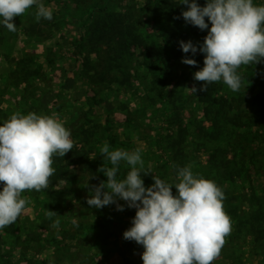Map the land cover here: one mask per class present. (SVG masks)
Instances as JSON below:
<instances>
[{
    "label": "rangeland",
    "instance_id": "obj_1",
    "mask_svg": "<svg viewBox=\"0 0 264 264\" xmlns=\"http://www.w3.org/2000/svg\"><path fill=\"white\" fill-rule=\"evenodd\" d=\"M39 2L52 9L51 20L37 22L34 5L14 18L15 32L0 23V125L15 113L54 116L71 131L74 147L70 152H80L83 160L72 164L70 179L63 180L59 172L68 169L69 161L61 162L59 155L54 156L56 171L49 187L22 193L30 203L15 223L0 230V264H144L143 245L123 236L137 209L128 207L124 200L117 201L124 205L123 211L117 209V203L100 209L87 204L89 189L107 177L103 172L93 177L86 160L98 170L104 163L100 148L105 143L110 150L142 149L145 170L152 172L141 173L146 188L154 183L153 175L167 183L178 182V169L189 165L198 178L222 184L223 208L232 227L212 264H264V219L259 221L260 213H255L260 210L259 203L264 204V160L257 163L261 175L254 181L236 177L238 180L231 183L217 171L221 162L215 161L213 154L220 156V151H214L218 144L197 138L201 136L198 129L210 126V122L200 103L204 82L192 79L190 71L204 67L206 53L199 49L211 27L187 38L199 56L190 50L153 70L142 52L151 41L150 35L161 32L163 24L149 0ZM253 3L264 5V0ZM108 5L107 22L124 20L130 30L126 52H116L108 43L96 50L85 42L88 31L81 19L94 7ZM185 57L197 63L187 65L182 62ZM194 66L199 69L193 70ZM237 71L242 88L246 73L242 66ZM213 84L222 88L219 95L231 90L223 80ZM169 98L175 102L172 112H166ZM246 128L236 129L244 135ZM253 130L258 129L253 126ZM229 133H236L235 128ZM257 142L264 141L258 138ZM107 166L111 167L110 162ZM119 167L118 178L123 179L131 166L121 162ZM3 187L0 182V191ZM172 191L178 194L175 186ZM228 201L236 207V215L229 211L230 204L227 208ZM49 210L57 212L51 219L46 215ZM239 216L254 226L243 227ZM57 219L60 223L54 228Z\"/></svg>",
    "mask_w": 264,
    "mask_h": 264
},
{
    "label": "clouds",
    "instance_id": "obj_2",
    "mask_svg": "<svg viewBox=\"0 0 264 264\" xmlns=\"http://www.w3.org/2000/svg\"><path fill=\"white\" fill-rule=\"evenodd\" d=\"M179 3L188 5L182 13L187 22L202 30L209 27L205 17L211 22L199 49L206 53L204 67L194 74L196 81L204 82L200 90L207 91L209 84L223 80L232 91H239L242 79L237 70L264 59V5L253 0H207L203 7L196 0ZM34 5L37 22L53 18L52 9L39 0H0V23L15 32L14 18ZM180 45L185 53L197 51L191 41ZM182 62L197 63L187 57ZM73 147L71 131L54 116L15 113L0 125V182L4 184L0 230L15 223L30 203L22 193L49 187L56 171L53 157H64ZM141 152V148L110 150L103 144L104 163L97 171L107 179L89 189L88 206L100 209L124 200L137 209L123 236L143 245L144 264H212L232 227L223 208L225 193L214 181L198 178L190 165L178 169V182L167 183L153 175L154 183L146 188L141 173L151 171L145 170ZM121 162L131 166L123 179L118 178ZM173 186L178 194H173ZM117 209L123 211L124 205L117 203ZM56 214L52 210L46 213L49 219ZM59 223L57 219L52 226Z\"/></svg>",
    "mask_w": 264,
    "mask_h": 264
},
{
    "label": "trees",
    "instance_id": "obj_3",
    "mask_svg": "<svg viewBox=\"0 0 264 264\" xmlns=\"http://www.w3.org/2000/svg\"><path fill=\"white\" fill-rule=\"evenodd\" d=\"M149 1L153 4L155 16L163 24V29L158 34L150 35L151 41L143 50L142 55L143 59L147 61L146 63H151L153 65L152 69L156 70V67L162 62L168 63L169 60L180 59L184 53L180 42H186L192 34L198 36L205 30L208 32L207 29L211 27V22L209 18L205 17L209 27L203 30L187 22L182 13L187 10L188 5L179 3L180 0ZM196 3L203 7L206 5L207 0H196ZM109 12V5L94 7L88 12L87 17L81 19L82 26L86 27L88 31L85 42L96 50L97 48L100 50L103 43H108L110 46L116 47V50L114 49L116 52H126L131 41L129 38L130 30L124 20L118 19L107 22ZM141 40L144 42L142 38ZM196 53L199 56V52ZM242 67L246 75L244 85L242 88L240 87L239 91L229 90V92L219 95L218 93L222 88L217 87L216 89L214 88L216 86L211 83L207 86V91H201L200 95V103L203 105V111L210 122V126L199 128L198 134L201 136L197 134V138H204L205 143L218 144L214 151H220V156L215 158L216 154H213V159L221 162V164L217 163V171L231 183L238 180L236 177H245L247 180L254 181L261 175L257 163L264 160L261 157V155H264V142L259 144L257 142L258 138L264 141V59L254 65H242ZM192 69H199V66H194ZM183 72L185 74L189 73L185 69H183ZM194 74L195 71H190L192 79H194ZM174 103V98L167 99L165 103L166 112H172L171 105ZM242 126L247 127L244 135L236 129ZM253 126L258 130H253ZM230 128H235L236 133H232L234 135L229 133ZM252 134L253 136L250 138L249 136ZM162 141L161 137L159 140L161 148H163ZM64 159L69 161L67 163L69 167L67 170H61L58 177L67 180L71 177L70 166L83 160V156L80 152H70L60 158L61 162ZM215 161L212 160L213 164ZM86 162V166L93 177L102 176L101 172L95 169L91 160H86ZM217 185L221 189L223 188L222 184ZM227 203V208L230 204L229 211L236 215L234 204L229 201ZM259 209L255 213L261 214H258V220L260 221V219H264V204L261 202L259 203ZM255 213L253 220L256 221L257 215ZM239 219L243 227L249 225L251 228L254 226V224H250V220L244 219V217L239 216ZM263 229L262 227L261 231L264 233Z\"/></svg>",
    "mask_w": 264,
    "mask_h": 264
}]
</instances>
